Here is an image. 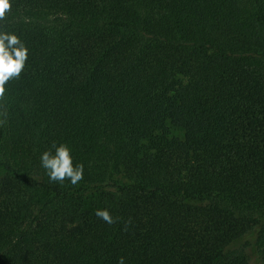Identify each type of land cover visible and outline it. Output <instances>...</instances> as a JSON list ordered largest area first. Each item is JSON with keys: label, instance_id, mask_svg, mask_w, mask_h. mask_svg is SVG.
<instances>
[{"label": "trees", "instance_id": "16d2710c", "mask_svg": "<svg viewBox=\"0 0 264 264\" xmlns=\"http://www.w3.org/2000/svg\"><path fill=\"white\" fill-rule=\"evenodd\" d=\"M10 3L0 264H264V0Z\"/></svg>", "mask_w": 264, "mask_h": 264}, {"label": "clouds", "instance_id": "9594fccd", "mask_svg": "<svg viewBox=\"0 0 264 264\" xmlns=\"http://www.w3.org/2000/svg\"><path fill=\"white\" fill-rule=\"evenodd\" d=\"M10 0H0V21L6 19L11 11ZM28 59V49L15 33L0 31V102L5 101V85L13 79H18L24 71ZM0 126L7 122V109L0 104ZM55 151L45 150L41 153V167L46 171L50 183H63L69 180L75 186L83 179V164L73 165L71 151L66 144L53 145ZM95 215L109 225L117 223L119 218H114L107 209L97 210ZM131 221H126L125 225ZM126 230V228H125ZM117 264H124L123 257Z\"/></svg>", "mask_w": 264, "mask_h": 264}]
</instances>
